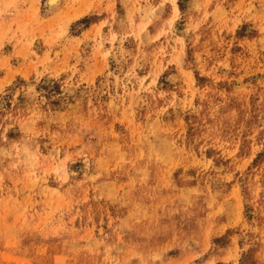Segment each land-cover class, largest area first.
<instances>
[{"label":"rangeland","instance_id":"374dc122","mask_svg":"<svg viewBox=\"0 0 264 264\" xmlns=\"http://www.w3.org/2000/svg\"><path fill=\"white\" fill-rule=\"evenodd\" d=\"M0 264H264V0H0Z\"/></svg>","mask_w":264,"mask_h":264}]
</instances>
